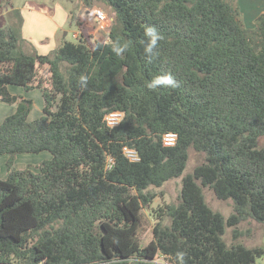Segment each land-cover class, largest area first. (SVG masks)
<instances>
[{
  "label": "trees",
  "instance_id": "1",
  "mask_svg": "<svg viewBox=\"0 0 264 264\" xmlns=\"http://www.w3.org/2000/svg\"><path fill=\"white\" fill-rule=\"evenodd\" d=\"M82 2L111 10L107 41L80 37L40 55L23 39L18 11L0 25V102L17 104L0 123L8 168L0 264H156L158 256L180 264L181 252L183 264H256L264 249L246 247L237 230L264 225V14L248 28L237 0ZM146 26L163 37L151 63ZM117 44L127 45L121 55ZM164 74L179 86L146 87ZM9 86L39 90L42 115L28 121L33 101ZM112 111L123 116L109 129ZM168 133L177 135L173 147L163 145ZM190 151L203 162L182 177L178 202L152 208L150 189L180 178ZM42 152L50 159L14 166L18 155ZM204 188L232 202L227 218L207 205ZM145 209L152 239L141 246Z\"/></svg>",
  "mask_w": 264,
  "mask_h": 264
},
{
  "label": "crops",
  "instance_id": "2",
  "mask_svg": "<svg viewBox=\"0 0 264 264\" xmlns=\"http://www.w3.org/2000/svg\"><path fill=\"white\" fill-rule=\"evenodd\" d=\"M68 1V0H67ZM70 4V2H69ZM69 4L66 6L57 0H2L0 4V25H5L8 21V17L13 19L14 12L18 11L22 18L21 34L23 39L40 55H46L59 47L62 41H69L67 39L68 31L66 26H70V13L71 8ZM239 11L242 15L244 25L248 28L254 26V21L258 16L264 14V0H237ZM87 15L82 14L79 16L80 22H77L76 30L72 31L73 35H78L80 38H86L89 36L91 40L96 38V35L101 31L99 22L96 19L95 13L102 12L98 8H92L84 10ZM91 15L92 20L95 22V27L91 26ZM15 17V15H14ZM72 23V21H71ZM102 24V23H100ZM102 28V27H101ZM61 33V34H60ZM89 33H92L88 35ZM98 41V40H95ZM94 41V42H95ZM88 42V41H87ZM8 91L11 95L22 97L24 99H30L33 101V107L40 104L39 114L31 117L33 108L28 116V121L38 118L41 114L42 98L39 91H24L22 88L9 86ZM16 110V104L0 103V122L7 116L12 115ZM32 118V119H30ZM19 155L15 158L17 161ZM27 160H24L23 167L33 168L38 162L49 160L51 155L49 153L39 154L36 157H42V161H36L27 156ZM1 164L7 161L6 156H0ZM8 174V173H7ZM0 178H2L0 176Z\"/></svg>",
  "mask_w": 264,
  "mask_h": 264
},
{
  "label": "rangeland",
  "instance_id": "3",
  "mask_svg": "<svg viewBox=\"0 0 264 264\" xmlns=\"http://www.w3.org/2000/svg\"><path fill=\"white\" fill-rule=\"evenodd\" d=\"M57 2H60L65 6L67 4H69V2H70L69 7L72 10L70 13V20L73 18L71 20L72 23L70 21V26L72 24H73V26L72 27L66 26L65 29H66V31L69 32L67 39L70 42L75 43V42H77V40L72 37V31L76 30L75 24H78L77 22H80L79 16L86 13L84 10L91 9V8L86 7L83 4L82 0H68V1L67 0H57ZM92 8H98L100 11H102V13L104 14V16L106 18V22L100 24V21H99L98 26H100L99 30H101V31L96 35L95 39L91 40L89 38V36H87V35H86V38H84V39L86 41H88V43H90V44L94 43L95 40H98L100 42L107 41L108 40L107 33H108L109 27L112 23V12L103 3H97ZM71 15H72V17H71ZM91 15L89 16V18H91L90 28H94L95 22L92 20ZM85 16L87 17L86 14H85ZM90 34H92V33H89L88 35H90ZM32 91L38 92L39 90L37 91L35 89ZM39 93H40V91H39ZM40 96H41V93H40ZM41 98H42V96H41ZM36 105L37 106L32 107L33 113H31V115H32L31 117L35 116L36 114H39V112H40L39 111L40 104L39 105L36 104ZM16 106H17V104H16ZM42 106H43V104H42ZM41 111H42V108H41ZM0 115H2L1 112H0ZM30 119H32V118H30ZM35 119H37V118H35ZM31 121H33V120H31ZM258 145H259V147L264 148V139H260ZM44 153H48V152H42L40 154H44ZM36 155H39V154H21L18 157L19 159L14 162V166L18 169H21L23 167L22 165L24 164V160H27L26 158H28L27 156H30L31 159L36 158V159H32V160H36V161H42L43 160L42 157H36ZM0 160H2V159H0ZM202 162H203V157L201 155H198L195 152L190 151L187 168L180 178L167 182L166 184H164L159 189H153V188L150 189L151 192H154L158 195L152 204V208H157L160 206L162 207L166 204H176L178 202L182 177L185 174L190 173L194 167H196L197 165H199ZM39 163L40 162H38V164ZM7 173H8V168H7L6 161H4L3 164L0 163V176L2 177V178H0V180H5L7 178V175H8ZM203 193H204V198H205L207 205L213 211L219 212L225 218H227L232 213L233 209H232V202L231 201H219V200H217L215 198V196L213 195V193L209 189L204 188ZM144 213L147 217V222H148L147 227H146L145 231H143V233L140 229L138 230V233H137V238H138L141 246L146 245L152 239L151 225H152L153 219H154L153 216H151V212L149 209H145ZM232 230L233 229H231V228L226 230L225 239L227 242H229V240L232 236ZM237 231L242 234L240 241L246 247L252 248V247H258L259 246V247L264 249V225L258 224L254 221H246V222L241 223L238 226ZM256 264H264V255L261 258L257 259Z\"/></svg>",
  "mask_w": 264,
  "mask_h": 264
},
{
  "label": "clouds",
  "instance_id": "4",
  "mask_svg": "<svg viewBox=\"0 0 264 264\" xmlns=\"http://www.w3.org/2000/svg\"><path fill=\"white\" fill-rule=\"evenodd\" d=\"M144 53L146 60L151 63L152 59L154 58L156 49L158 47L159 42L163 39L162 35L154 26H146L144 29ZM127 49V45H116L113 47V52L116 55L123 54ZM80 85L82 87H86L87 85V78L81 77ZM178 82L171 74H164L154 77L152 80L148 82L146 87L150 90L156 91L159 88H168V89H175L177 88ZM177 258L180 261V264H183L184 254L178 253Z\"/></svg>",
  "mask_w": 264,
  "mask_h": 264
},
{
  "label": "built area",
  "instance_id": "5",
  "mask_svg": "<svg viewBox=\"0 0 264 264\" xmlns=\"http://www.w3.org/2000/svg\"><path fill=\"white\" fill-rule=\"evenodd\" d=\"M95 16H96V19L98 20V22L99 21H100V23L106 22V18L102 12H96ZM73 38L76 40L79 39L78 35H73ZM122 116H123V114L119 111L108 112L103 118L105 126L109 129H112V128L118 126L119 122L122 119ZM176 139H177V135L174 133L165 134L163 136V139H162L163 145L166 147H173L176 143ZM123 152L129 161H131V162L138 161V156H137L135 151L127 149V148H123ZM108 164H109L108 167H110V165L112 164L111 158H108ZM155 263L156 264H166L163 256L156 257Z\"/></svg>",
  "mask_w": 264,
  "mask_h": 264
}]
</instances>
